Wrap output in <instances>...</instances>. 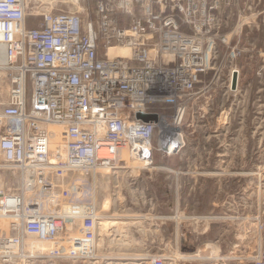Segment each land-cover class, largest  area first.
<instances>
[{
	"label": "built area",
	"instance_id": "obj_1",
	"mask_svg": "<svg viewBox=\"0 0 264 264\" xmlns=\"http://www.w3.org/2000/svg\"><path fill=\"white\" fill-rule=\"evenodd\" d=\"M233 2L94 0L90 12L72 13L0 0V161L18 172L14 188L0 187V219L16 233L0 235V264L28 252L27 237L55 259L96 257V196L80 198L65 180L114 168L121 151L148 166L155 151L181 148L182 97L211 69ZM117 47L129 56L113 55Z\"/></svg>",
	"mask_w": 264,
	"mask_h": 264
},
{
	"label": "rangeland",
	"instance_id": "obj_2",
	"mask_svg": "<svg viewBox=\"0 0 264 264\" xmlns=\"http://www.w3.org/2000/svg\"><path fill=\"white\" fill-rule=\"evenodd\" d=\"M93 4L30 3L37 12L72 13L90 12ZM223 19L218 34L225 41H216L211 69L192 96L182 97L181 148L155 151L148 166L119 152L114 168L65 180L80 198L96 196V257L55 259L49 245L27 237L28 252L7 264H150L153 257L165 264H264V0H234ZM26 25L36 19L28 16ZM6 91L0 85V97ZM1 164L0 187L11 190L18 172ZM13 234L9 220L0 219V235Z\"/></svg>",
	"mask_w": 264,
	"mask_h": 264
},
{
	"label": "bare ground",
	"instance_id": "obj_3",
	"mask_svg": "<svg viewBox=\"0 0 264 264\" xmlns=\"http://www.w3.org/2000/svg\"><path fill=\"white\" fill-rule=\"evenodd\" d=\"M31 1L32 0H27V2H28V4L30 5V3H31ZM36 3V2H35ZM110 52L111 53H113V55H120V56H129V52H128V50L126 49V48H124V47H117V48H113V49H111L110 50ZM1 74V73H0ZM168 133V132H167ZM178 139L177 138H174L173 140H171V142H169V143H167L166 145H165V147H168V149H170V148H172V146L174 147V144H176L178 141H177ZM161 147H163V144L161 145ZM167 149V148H166ZM121 152H126V151H121ZM127 154H128V152H126ZM132 158L134 159V160H136L137 158H134L133 156H132ZM135 162V161H134ZM139 162V161H138ZM140 163V162H139ZM1 229H3V228H1ZM151 260V259H150Z\"/></svg>",
	"mask_w": 264,
	"mask_h": 264
},
{
	"label": "water",
	"instance_id": "obj_4",
	"mask_svg": "<svg viewBox=\"0 0 264 264\" xmlns=\"http://www.w3.org/2000/svg\"><path fill=\"white\" fill-rule=\"evenodd\" d=\"M237 83H238V73L236 71H234L232 73V81H231L232 89H235L237 87ZM138 117L141 118L144 121H150V120H156L157 119V117L155 115H141V114H138Z\"/></svg>",
	"mask_w": 264,
	"mask_h": 264
}]
</instances>
